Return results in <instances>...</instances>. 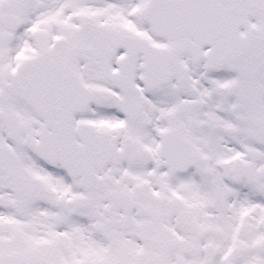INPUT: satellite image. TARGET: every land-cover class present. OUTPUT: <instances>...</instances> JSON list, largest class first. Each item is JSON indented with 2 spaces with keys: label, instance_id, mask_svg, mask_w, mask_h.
Listing matches in <instances>:
<instances>
[{
  "label": "snow or ice",
  "instance_id": "snow-or-ice-1",
  "mask_svg": "<svg viewBox=\"0 0 264 264\" xmlns=\"http://www.w3.org/2000/svg\"><path fill=\"white\" fill-rule=\"evenodd\" d=\"M0 264H264V0H0Z\"/></svg>",
  "mask_w": 264,
  "mask_h": 264
}]
</instances>
